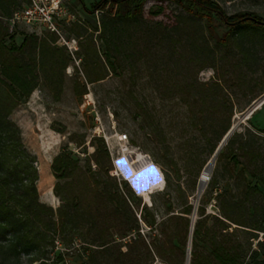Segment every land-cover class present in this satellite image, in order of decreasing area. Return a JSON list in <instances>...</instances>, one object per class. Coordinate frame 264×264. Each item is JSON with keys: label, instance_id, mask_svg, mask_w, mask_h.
I'll list each match as a JSON object with an SVG mask.
<instances>
[{"label": "trees", "instance_id": "trees-1", "mask_svg": "<svg viewBox=\"0 0 264 264\" xmlns=\"http://www.w3.org/2000/svg\"><path fill=\"white\" fill-rule=\"evenodd\" d=\"M77 1L85 4V0ZM149 2L181 8L202 21L209 35L225 48L234 39L244 37L249 29L264 33L263 18L254 13L229 16L216 0H97L92 10H102L111 22H105L100 33L106 46L105 61L98 57L93 40L85 47L83 73L87 84L104 81L109 71L117 68L113 50L117 49L118 34L112 33L109 26L116 21L135 23L143 17ZM28 4L29 0H0V264H47L53 253L62 258L63 251L79 244L89 255L87 261L77 264H153L155 257L164 264H186L195 206L190 204L180 184L174 187V179L178 182L182 175L172 156L167 157L169 161L164 165L168 168L164 171L166 188L159 192L167 206V219L160 236L152 237L150 242L143 237L141 226L144 224L152 231L160 225L152 210L154 204L152 207L143 205L142 194L131 186L141 197L136 196L127 181L119 179L102 138H94L96 149L87 157L86 167L66 151L53 159L51 170L57 180L53 191L61 204L54 209L40 201L37 156L26 148L22 130L12 115L42 85L59 99L71 59L65 49L56 45L58 37L53 33L46 32L40 37L19 30L10 32L7 20ZM162 12L159 7L151 13L158 16ZM249 17L263 24L245 20ZM236 22L240 23L234 25ZM72 25L64 27L69 30ZM80 28L78 38L86 32ZM18 35L24 36L19 45L15 41ZM190 39L195 46L196 40ZM203 40L201 47L206 52L208 43L205 37ZM179 41L181 39H175ZM207 53L205 59L194 56L190 63L200 69L214 67L213 56ZM220 84L219 81L206 84L185 78L169 90L171 98H178L188 106L189 114L197 119L192 122L193 126L204 139L205 153L195 171H184L193 178L192 194L197 190L203 168L232 127L233 103ZM150 128L149 134L160 136L159 143L169 148L163 127L158 124ZM254 139L253 135L247 138L236 133L220 150L218 163L230 159L235 168H241L233 171L231 178L239 177L242 187L237 193L224 190L214 198L220 217L207 215L205 207H199L190 264H264V177L260 175L264 172V151ZM93 164L96 170L92 169ZM218 177L215 171L211 191L216 190ZM175 199L181 203L179 211L173 208ZM211 218L213 223L208 225ZM233 227L246 237L245 241L237 234L236 239L232 238L229 231ZM253 242H257L255 250Z\"/></svg>", "mask_w": 264, "mask_h": 264}, {"label": "rangeland", "instance_id": "rangeland-1", "mask_svg": "<svg viewBox=\"0 0 264 264\" xmlns=\"http://www.w3.org/2000/svg\"><path fill=\"white\" fill-rule=\"evenodd\" d=\"M64 1L75 16V21L69 26V30L62 25L63 35L67 40L76 39L78 45L77 50L72 53L67 47L56 42L59 48L65 49L71 59L64 74L63 92L58 99L54 92L42 85L12 115V119L22 130L26 148L37 156L35 165L38 171L43 163L51 168L53 159L64 151L79 160L81 166L86 167L87 157L96 149L97 142L94 138L97 137L93 135L96 118H99L108 135L127 134L129 139L128 155H124V149L118 144L117 137H114L110 156L113 162L116 161L118 170L115 171H118L119 179L127 181L130 187L142 194L143 205L152 207L154 204L152 210L160 225L150 231L149 227L142 224L141 231L146 241L150 242L152 237L160 236V229L167 219V206L164 205V198L159 195V192L166 188V182L163 190L154 191H145L131 183L121 163H124L125 168H136L137 155L134 152L147 156L164 178V171L168 169L164 166L169 161L167 157H174L182 175L178 182L173 178L174 187L180 184L189 196L190 204L197 207L196 221L199 207H205L207 215L220 217L221 212L216 208L218 203L214 198L224 190L238 192L242 182L236 175L231 177L233 171L241 168H235L230 159L218 163L217 156L214 166L209 169L211 158L201 172L202 175L208 170L211 180L202 184L200 175L197 190L192 194L190 186L193 178L184 171H195L200 157L205 153L202 147L204 139L193 126L192 122L197 119L189 114L188 106L178 98H171L169 90L173 89L174 83H179L185 78L206 84L219 81L224 94L232 100L234 108L231 127L233 132L223 147L236 133H241L247 138L253 135L257 145L264 151V133L261 132L264 131V33L249 29L244 37L234 39V42L225 48L219 46L209 35L202 21L192 18L181 8L169 3L149 2L143 17L138 18L135 23L116 21L109 26L112 33L118 34L117 49L113 50V55L118 60L117 68L111 69L109 77L104 81L87 84L83 73L85 47L93 40L99 53L98 57L105 61L106 46L100 33L103 24L111 20L102 10H92L97 0H85L84 5L77 0ZM216 1L229 16L254 13L264 19V0ZM159 7L163 12L158 16L153 15L151 12L158 11ZM80 27L86 30L82 38L77 36L82 31ZM19 31L32 35L24 26H20ZM44 33L46 32L40 31L38 36L43 37ZM203 37L208 43L207 51L213 56L214 67L200 69L197 64L190 63V59L194 56L206 58L208 53L202 51L201 47ZM190 38L196 40L195 46ZM175 39L181 41L175 42ZM23 40L24 36L18 35L15 41L19 45ZM82 92L84 93L81 94ZM158 124L165 130L166 141L170 145L167 149L159 143L160 136L149 134L150 126L153 128ZM237 146L238 144L235 147ZM92 169L96 170L94 164ZM215 171L219 174L218 184L216 190L211 191ZM40 172L42 174L41 170ZM260 175L264 177V172ZM200 184L203 192L198 199ZM135 194L141 197L136 192ZM174 196L176 198V195ZM57 199L54 209L61 204L60 199ZM40 201L43 203L41 196ZM173 208L175 211L182 208L176 199ZM212 223L211 218L208 225ZM234 229L233 227L229 231L232 238L236 239L237 234L241 241H245L246 237ZM262 237L261 235L260 238ZM252 249H257V242H253ZM126 250L127 248H124V251ZM190 250L192 251V243ZM63 253L62 258L56 253L50 255L47 264H77L87 261L89 255L80 244ZM153 260V264H164L157 257ZM246 261L248 262L249 258Z\"/></svg>", "mask_w": 264, "mask_h": 264}, {"label": "built area", "instance_id": "built-area-1", "mask_svg": "<svg viewBox=\"0 0 264 264\" xmlns=\"http://www.w3.org/2000/svg\"><path fill=\"white\" fill-rule=\"evenodd\" d=\"M74 21L75 16L69 11L64 0H29L27 6L15 12L13 17L7 20L11 33L19 30L20 26L27 28L32 35L38 36L40 31L50 32L57 35V43L60 46L67 47L72 53L73 50H77L78 42L76 39L67 40L65 38L62 25H70ZM93 136L102 138L110 153H112V146L115 141L114 137H117V142L122 149L127 148V144L129 143L127 134L108 135L99 118H96ZM113 163L115 170H117L116 161L114 160ZM116 173L118 175V171ZM202 180L206 182L211 180V175H209L207 170L201 175ZM58 249L62 250V246L59 243Z\"/></svg>", "mask_w": 264, "mask_h": 264}, {"label": "bare ground", "instance_id": "bare-ground-1", "mask_svg": "<svg viewBox=\"0 0 264 264\" xmlns=\"http://www.w3.org/2000/svg\"><path fill=\"white\" fill-rule=\"evenodd\" d=\"M127 152H128V149L124 148V155H128ZM134 154L137 155L135 158L136 159L135 161L137 163L136 168L128 169V168L124 167L123 162L121 163V166L126 170V177L129 179V181H131V183L142 188L145 191L163 190L165 187V181H164V176L161 173V171L156 166L151 164L150 161L148 160L147 156H145L144 154L137 153V152H134ZM46 168H47V165L45 163H43L39 169V171L40 170L42 171L41 175L43 177L45 176ZM201 182L203 184L206 181L202 180ZM43 183H44V181H43ZM49 195H51V197L55 200L52 193L49 192ZM187 262L189 264V259Z\"/></svg>", "mask_w": 264, "mask_h": 264}, {"label": "crops", "instance_id": "crops-1", "mask_svg": "<svg viewBox=\"0 0 264 264\" xmlns=\"http://www.w3.org/2000/svg\"><path fill=\"white\" fill-rule=\"evenodd\" d=\"M42 180L44 181V183ZM55 181H56V179L52 173L50 166H47L44 177L41 175V172L39 173V180H38L39 195L41 196L43 203L48 204L52 207L56 206L57 200H58L57 197L54 195V192H53V188L55 186ZM49 192L52 193L55 200L51 197V195H49Z\"/></svg>", "mask_w": 264, "mask_h": 264}, {"label": "water", "instance_id": "water-1", "mask_svg": "<svg viewBox=\"0 0 264 264\" xmlns=\"http://www.w3.org/2000/svg\"><path fill=\"white\" fill-rule=\"evenodd\" d=\"M245 20L256 22V23L259 24V25L263 24V22L258 21V20L254 19V18H251V17L246 18ZM239 23H240V22H236V23H234V25H238ZM232 132H233V129H232V130L227 134V136L224 138L222 144L220 145V147L218 148V150L216 151L215 155L213 156L212 160L210 161V163H209V165H208V166H209V167H208L209 169H212V167L214 166V163H215V161H216V158H217V156H218L220 150L223 148L224 143H225V142L228 140V138L231 136ZM133 190H134V189H133ZM134 191H135V190H134ZM135 192H136V191H135ZM202 192H203V187H201V184H200L199 189H198V199L200 198ZM139 196H140V195H139ZM196 210H197V207H195V212H194L193 217H192L191 233H190V241H189L188 251H187V261H188V259H189V264H190V259H191V250H190V246H191V243H192V234H193V230H194L195 221H196V218H197ZM187 264H188V262H187Z\"/></svg>", "mask_w": 264, "mask_h": 264}]
</instances>
